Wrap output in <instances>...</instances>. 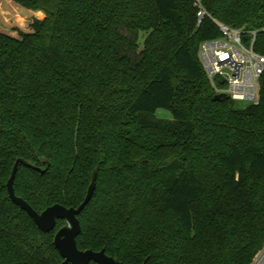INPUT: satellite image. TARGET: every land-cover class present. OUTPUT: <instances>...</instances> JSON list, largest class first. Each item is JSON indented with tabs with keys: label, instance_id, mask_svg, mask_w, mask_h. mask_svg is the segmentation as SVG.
I'll return each mask as SVG.
<instances>
[{
	"label": "trees",
	"instance_id": "1",
	"mask_svg": "<svg viewBox=\"0 0 264 264\" xmlns=\"http://www.w3.org/2000/svg\"><path fill=\"white\" fill-rule=\"evenodd\" d=\"M13 1L45 16L0 31V264H66L65 222L44 232L9 196L19 158L15 192L37 212L78 207L97 171L81 250L250 264L264 246V73L257 103L215 99L198 52L220 36L213 17L257 31L264 55V0H204L201 24L195 0Z\"/></svg>",
	"mask_w": 264,
	"mask_h": 264
},
{
	"label": "built area",
	"instance_id": "2",
	"mask_svg": "<svg viewBox=\"0 0 264 264\" xmlns=\"http://www.w3.org/2000/svg\"><path fill=\"white\" fill-rule=\"evenodd\" d=\"M198 24L210 16L204 0H195ZM211 17V16H210ZM220 36L199 45L200 62L216 93L225 92L232 100L252 104L259 101L264 55L255 50L257 31H242L212 17ZM248 33V40L244 34ZM250 264H264V246Z\"/></svg>",
	"mask_w": 264,
	"mask_h": 264
},
{
	"label": "water",
	"instance_id": "3",
	"mask_svg": "<svg viewBox=\"0 0 264 264\" xmlns=\"http://www.w3.org/2000/svg\"><path fill=\"white\" fill-rule=\"evenodd\" d=\"M225 92L216 93L215 99L226 98ZM20 164L29 166V162L19 158L16 160L11 176L7 182V189L11 200L25 210L34 220L36 225L44 232H52L57 228L58 221H66L67 224L58 229L54 236V245L59 251L66 264H124L106 253L105 249L95 251L92 249L81 250L78 247L77 237L81 233L79 215L90 203L97 187V171L92 175V181L88 187L83 202L78 207H66L61 204H54L42 212H37L25 199L19 197L14 188V182ZM144 264H147L145 261Z\"/></svg>",
	"mask_w": 264,
	"mask_h": 264
},
{
	"label": "rangeland",
	"instance_id": "4",
	"mask_svg": "<svg viewBox=\"0 0 264 264\" xmlns=\"http://www.w3.org/2000/svg\"><path fill=\"white\" fill-rule=\"evenodd\" d=\"M44 16V12L28 10L13 0H0V31L11 36L19 37L18 30L28 31L29 24L33 19H43ZM141 41H143V37ZM131 53V51H127V54ZM239 105L245 104L239 103ZM156 116L169 121L173 120L171 111L168 109H158Z\"/></svg>",
	"mask_w": 264,
	"mask_h": 264
},
{
	"label": "flooded vegetation",
	"instance_id": "5",
	"mask_svg": "<svg viewBox=\"0 0 264 264\" xmlns=\"http://www.w3.org/2000/svg\"><path fill=\"white\" fill-rule=\"evenodd\" d=\"M64 222H65V224H64V225H66V224H67V222H66V221H64ZM64 225H63V226H64ZM61 227H62V226H61ZM61 227H60V228H61ZM57 231H58V230H56V232H57ZM55 234H56V233H55Z\"/></svg>",
	"mask_w": 264,
	"mask_h": 264
},
{
	"label": "crops",
	"instance_id": "6",
	"mask_svg": "<svg viewBox=\"0 0 264 264\" xmlns=\"http://www.w3.org/2000/svg\"><path fill=\"white\" fill-rule=\"evenodd\" d=\"M32 14H35V12H34V13L32 12ZM37 17H38V16H37ZM38 18H40V17H38Z\"/></svg>",
	"mask_w": 264,
	"mask_h": 264
}]
</instances>
